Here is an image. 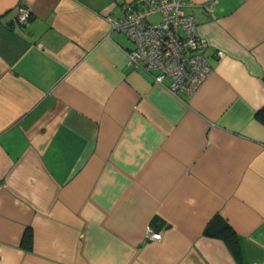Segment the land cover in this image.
Segmentation results:
<instances>
[{
  "label": "crops",
  "instance_id": "crops-1",
  "mask_svg": "<svg viewBox=\"0 0 264 264\" xmlns=\"http://www.w3.org/2000/svg\"><path fill=\"white\" fill-rule=\"evenodd\" d=\"M132 1L0 0V264L264 262V0H189L212 68L191 96L127 65L107 15Z\"/></svg>",
  "mask_w": 264,
  "mask_h": 264
},
{
  "label": "built area",
  "instance_id": "built-area-1",
  "mask_svg": "<svg viewBox=\"0 0 264 264\" xmlns=\"http://www.w3.org/2000/svg\"><path fill=\"white\" fill-rule=\"evenodd\" d=\"M188 4L189 0H133L122 16L107 15L111 30L124 34L132 45L124 50L127 65L148 72L157 83L168 79V90L183 96H191L212 69L206 54L209 43L198 32L195 17L186 12ZM17 10V21L27 23L30 10ZM154 14L159 18L152 22ZM215 53L224 55L220 49ZM146 238L159 240L161 232L149 227Z\"/></svg>",
  "mask_w": 264,
  "mask_h": 264
},
{
  "label": "trees",
  "instance_id": "trees-1",
  "mask_svg": "<svg viewBox=\"0 0 264 264\" xmlns=\"http://www.w3.org/2000/svg\"><path fill=\"white\" fill-rule=\"evenodd\" d=\"M255 117L261 122L264 123V105H262L259 109H257L255 113ZM158 219L155 217L152 221V225L157 224ZM204 233L208 236H217L221 237L225 240L228 245L230 251L233 254H238L237 241H236V233L233 228L225 221V219L219 215L215 214L206 224L204 228ZM22 245L30 249L31 247V234L26 233L22 238Z\"/></svg>",
  "mask_w": 264,
  "mask_h": 264
},
{
  "label": "rangeland",
  "instance_id": "rangeland-1",
  "mask_svg": "<svg viewBox=\"0 0 264 264\" xmlns=\"http://www.w3.org/2000/svg\"><path fill=\"white\" fill-rule=\"evenodd\" d=\"M156 20H158V15H153V16L151 17V21L154 22V21H156Z\"/></svg>",
  "mask_w": 264,
  "mask_h": 264
}]
</instances>
